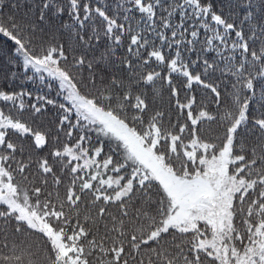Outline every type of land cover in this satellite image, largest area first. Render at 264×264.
Here are the masks:
<instances>
[{
	"label": "snow or ice",
	"instance_id": "6c2138e0",
	"mask_svg": "<svg viewBox=\"0 0 264 264\" xmlns=\"http://www.w3.org/2000/svg\"><path fill=\"white\" fill-rule=\"evenodd\" d=\"M0 264H264V0H0Z\"/></svg>",
	"mask_w": 264,
	"mask_h": 264
}]
</instances>
